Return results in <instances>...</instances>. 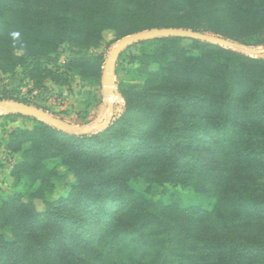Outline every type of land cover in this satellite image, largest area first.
Here are the masks:
<instances>
[{
	"label": "trees",
	"instance_id": "trees-1",
	"mask_svg": "<svg viewBox=\"0 0 264 264\" xmlns=\"http://www.w3.org/2000/svg\"><path fill=\"white\" fill-rule=\"evenodd\" d=\"M177 11L189 21L169 20ZM154 28L264 45V0H0V73L55 63L68 43L64 65L43 71L57 83L99 78L104 59L89 48L105 30L122 39ZM181 41L139 43L142 86L122 91L125 111L104 130L36 121L18 132L24 188L0 201V264H264V59L196 40L192 54ZM52 159L74 180L39 209ZM138 178L215 203L155 202Z\"/></svg>",
	"mask_w": 264,
	"mask_h": 264
},
{
	"label": "rangeland",
	"instance_id": "rangeland-1",
	"mask_svg": "<svg viewBox=\"0 0 264 264\" xmlns=\"http://www.w3.org/2000/svg\"><path fill=\"white\" fill-rule=\"evenodd\" d=\"M176 16L181 18V21H189L187 20L189 16L187 17L186 14L179 11L174 12L168 19L173 20ZM138 33L141 32L135 34ZM158 38L169 37L161 36ZM181 39V43L187 47L192 54L197 53V50L192 47L190 39ZM120 40L121 39H117L112 29H107L103 32L102 41L89 48L91 54L100 55L104 59L102 72L99 78L91 77L82 80L77 75L71 74L69 78H62L64 81L61 80L57 83L52 80V76L49 75L47 70L43 71L45 68L53 69L54 71L57 67H62L64 65L73 49L68 43H64L59 53L54 55L56 59L55 63H45L42 61L40 64H36L35 62H31L25 67L16 69L13 73H0V101L5 100L14 103H23L39 108L58 120L74 126L99 127L104 125L109 118V102L112 100L114 104V120L125 111V101L122 91L142 86L141 75L136 69L140 67L137 57L141 55L143 46L138 43L127 47L119 56L115 68V78L112 82L110 76L107 74L106 87L110 89H112V87L116 88L120 96H115L113 90L107 89V91H104L103 89V79L107 73L105 70L106 62ZM246 47L252 50H264V45ZM237 52L246 56L264 59V53L251 54L249 52ZM39 68L41 70H39ZM151 68L154 69V65H152ZM62 82L64 83L61 84ZM15 115L21 114L0 113V201L6 195L13 192H20L24 188L19 175L15 171V166L17 162L21 160L20 154L23 150L18 152L20 148L16 138L18 132L32 129L36 121L45 123L37 118L29 117L30 119H28V117L24 115H21V117ZM44 164L49 169L55 171V174L51 177L49 185L43 189V197L39 194V200H36L39 209H41L46 202H52L61 196H66L74 180L73 174L62 165L60 160H47ZM135 187L155 202H162L164 204L171 203L172 195H180L184 199L195 198V203L201 204L206 209H212L215 203L212 199L199 198L192 188L181 186L172 187L169 185L162 186L151 182L147 178L136 179ZM166 264L184 263L178 260H169Z\"/></svg>",
	"mask_w": 264,
	"mask_h": 264
},
{
	"label": "water",
	"instance_id": "water-1",
	"mask_svg": "<svg viewBox=\"0 0 264 264\" xmlns=\"http://www.w3.org/2000/svg\"><path fill=\"white\" fill-rule=\"evenodd\" d=\"M161 36L181 37L185 39L196 40L200 42H205L209 44L220 45L226 48L235 49L240 52H249L251 54L264 53V50H252L244 45H241L236 42L228 41L220 36L200 33V32L182 29V28H163V29L148 30V31H144L138 34L129 35L127 37L122 38L118 42L117 46L111 52L109 59L106 62L105 70L107 73L105 74L104 79H103L104 91H107V88H106L107 74L110 76L111 82H112L115 78V68H116L117 60L119 56L121 55V53L127 47L134 45V44H138L140 42L147 41V40H152V39H155ZM112 90L115 96H120L116 88L112 87ZM109 106H110L109 118L104 125L99 126V127H93V126L78 127V126H74L71 124H67L49 115L48 113L40 110L39 108L32 107V106H29L23 103H14V102L5 101V100L0 101V113L2 112L15 113V114H21L27 117L37 118L38 120L43 121L60 131L70 132L76 135H84V134H90V133L104 130L110 125V123L113 120V111H114V104L112 100L109 102Z\"/></svg>",
	"mask_w": 264,
	"mask_h": 264
},
{
	"label": "clouds",
	"instance_id": "clouds-1",
	"mask_svg": "<svg viewBox=\"0 0 264 264\" xmlns=\"http://www.w3.org/2000/svg\"><path fill=\"white\" fill-rule=\"evenodd\" d=\"M19 35H20L19 32H13V33H12V36H13L14 38L19 37Z\"/></svg>",
	"mask_w": 264,
	"mask_h": 264
},
{
	"label": "bare ground",
	"instance_id": "bare-ground-1",
	"mask_svg": "<svg viewBox=\"0 0 264 264\" xmlns=\"http://www.w3.org/2000/svg\"><path fill=\"white\" fill-rule=\"evenodd\" d=\"M108 90H112V89H110V88H108V87H106Z\"/></svg>",
	"mask_w": 264,
	"mask_h": 264
}]
</instances>
